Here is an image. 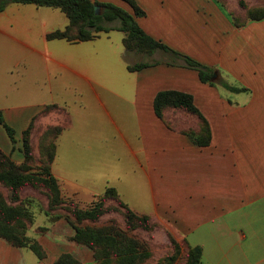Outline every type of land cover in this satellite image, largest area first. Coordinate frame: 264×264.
<instances>
[{
  "label": "crops",
  "instance_id": "0c3cea01",
  "mask_svg": "<svg viewBox=\"0 0 264 264\" xmlns=\"http://www.w3.org/2000/svg\"><path fill=\"white\" fill-rule=\"evenodd\" d=\"M238 1L135 0L145 12L135 17L142 30L212 68L213 84L163 51H126L118 29L91 40H48L47 32L68 24L60 9L7 4L0 11V112L15 142L0 124V149L21 162L22 132L45 105L57 104L68 122L50 168L64 195L91 198L112 186L177 242L199 246L200 264H264V18L237 25ZM101 2L132 11L123 0ZM141 61L150 64L127 69ZM162 90L192 95L210 128L207 145L183 132L197 131V120H168L170 127L155 115L153 99ZM113 99L131 108L134 120L131 133L117 128L118 164L65 166L58 141L73 127L72 106L106 109ZM0 264L42 262L0 237Z\"/></svg>",
  "mask_w": 264,
  "mask_h": 264
},
{
  "label": "trees",
  "instance_id": "16d2710c",
  "mask_svg": "<svg viewBox=\"0 0 264 264\" xmlns=\"http://www.w3.org/2000/svg\"><path fill=\"white\" fill-rule=\"evenodd\" d=\"M131 8V12L108 2L98 0H0V11L9 3H31L36 6H45L60 9L67 17L68 24L63 29H55L46 33V39H66L68 41H84L96 38L100 32H107L111 29H118L124 32L122 44L126 51L151 55L156 51H163L170 54L175 63L176 59L188 68L197 71L198 78L202 82L213 84L211 80L212 68L204 66L190 56L181 54L166 44L158 41L148 34L137 24L135 17L143 16L144 10L135 0H123ZM224 2L225 0H219ZM240 6H245L243 0L238 1ZM98 5L100 13L95 14L94 6ZM264 18V9L257 13L247 11L246 16L235 19L237 25L245 19L259 20ZM118 21V25L107 26L106 23ZM150 62L141 61L127 66L130 71L138 70L148 66ZM222 85L231 91H240L245 88H238L227 83ZM57 104L45 105L30 121L28 127L22 132V144L24 159L22 163L14 162L9 154L0 150V185L8 190V200L0 194V237L16 247L30 249L38 259L45 257V252L38 241L26 235V229L32 224L31 212L20 203H15L20 199L19 192L25 185L44 191L48 197V206L54 209L66 201V196L62 193L60 182L51 172V163L56 154V140L64 125H50L43 135L48 140V150L46 163L33 169L30 162L33 159L30 144V132L34 120L47 114L52 110H62ZM153 110L155 115L164 120L168 126H172L168 120L174 119L170 116H188L196 119L199 125L197 131L192 129L183 130L189 138L197 145L204 146L210 141V128L205 116L196 107L190 93L178 90H162L155 94L153 99ZM0 124L4 127L11 142H15L14 129L3 119L0 112ZM49 134L50 136H46ZM66 197V198H65ZM107 200H114L117 208L120 209L127 229L141 228L151 231L159 224L152 221L148 215L134 212L125 202H123L112 186H107L101 193L94 194L92 200L85 207H79L75 203L68 208L69 213L75 218L73 225L74 234L72 239L78 243L88 246L94 251V257L98 264H141L142 261L150 257V250L142 245L139 240L126 231L112 226H89L76 225V222L83 220L95 221L109 207L105 204ZM9 201V202H8ZM169 248L159 257L154 264H200L201 248L190 246L186 242H177L169 233ZM183 254V255H181ZM56 263L75 264L76 260L67 254L60 255Z\"/></svg>",
  "mask_w": 264,
  "mask_h": 264
},
{
  "label": "rangeland",
  "instance_id": "374dc122",
  "mask_svg": "<svg viewBox=\"0 0 264 264\" xmlns=\"http://www.w3.org/2000/svg\"><path fill=\"white\" fill-rule=\"evenodd\" d=\"M243 2L245 6L239 5L243 13H233L238 20L244 18L249 10L257 13L260 9H264V0H253L251 5L245 0ZM106 103V109H102L95 102L87 103L84 109L72 106L73 127L65 131L58 141L59 158L65 166H75L80 171L84 170L85 165L89 166L91 163L95 168L102 167L104 163L108 167L110 165V168L118 164L116 157L117 149H119L117 147L119 142L116 140L117 128L119 127L120 131L124 133L134 131L132 109L117 99L108 100ZM64 109L47 112V114L43 115L45 117L44 120L40 118L34 120L30 132L31 152L33 155L30 166L33 169L46 163L48 140L43 135L46 128L56 124L65 125L68 122ZM46 116H53L54 119ZM170 117L174 118L170 120H196L188 116H177L175 114ZM46 136L50 135L47 134ZM19 146L24 159L22 137H20ZM10 158L19 164L23 162V159L21 162H17L11 155ZM0 194L8 200V190L2 185H0ZM81 195L79 199L73 195H65L67 198L65 197L66 201L64 203L54 209H50L48 197L44 191L37 190L30 185H25L20 190V199L15 203L22 204L32 214L33 221L27 227L26 235L38 241L42 246L45 252V257L39 259L42 264H58L56 260L62 254H67L70 258L76 260L75 264H98L91 248L72 239L74 229L67 219L68 217L69 220L74 222L75 218L68 211V208L74 203L79 207H85L93 198V196L90 198V196ZM105 204L110 209L97 220L75 221V224L112 226L126 231L128 235L139 240L142 245L150 250V257L144 259L141 264H154L169 248L168 234L160 226L151 231H145L141 228L127 229L119 212L120 209L115 206V201L107 200Z\"/></svg>",
  "mask_w": 264,
  "mask_h": 264
},
{
  "label": "water",
  "instance_id": "95a60500",
  "mask_svg": "<svg viewBox=\"0 0 264 264\" xmlns=\"http://www.w3.org/2000/svg\"><path fill=\"white\" fill-rule=\"evenodd\" d=\"M100 8H99V6L98 5H95L94 6V12H95V14H99L100 13Z\"/></svg>",
  "mask_w": 264,
  "mask_h": 264
}]
</instances>
